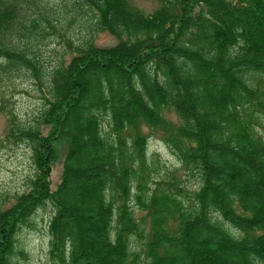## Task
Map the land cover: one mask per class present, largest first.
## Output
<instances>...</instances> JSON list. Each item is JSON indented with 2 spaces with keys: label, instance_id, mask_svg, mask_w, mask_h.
I'll return each instance as SVG.
<instances>
[{
  "label": "trees",
  "instance_id": "trees-1",
  "mask_svg": "<svg viewBox=\"0 0 264 264\" xmlns=\"http://www.w3.org/2000/svg\"><path fill=\"white\" fill-rule=\"evenodd\" d=\"M152 1L0 0V114L33 172L0 197V264H19L17 235L48 205L52 264H264V0ZM55 36L69 57L49 69L39 47ZM18 79L42 96L33 123L5 105ZM145 129L191 186L151 178Z\"/></svg>",
  "mask_w": 264,
  "mask_h": 264
},
{
  "label": "rangeland",
  "instance_id": "rangeland-1",
  "mask_svg": "<svg viewBox=\"0 0 264 264\" xmlns=\"http://www.w3.org/2000/svg\"><path fill=\"white\" fill-rule=\"evenodd\" d=\"M130 1L135 7L147 13L158 8V4L152 0ZM72 31L76 33V39L86 33H81V28L78 25L73 26ZM95 38L96 44L101 47H110L115 44V39L107 33H98ZM48 42L51 44L41 45L39 52L43 65L51 69V67L60 64L61 59H68L69 55L65 52L67 45L61 38L55 36ZM4 90L6 107L15 111L24 123H33L43 109L42 96L34 82L29 79H18L13 84L6 85ZM6 125V116L0 114V197L7 206H10L14 202V197L26 190L33 172L29 148L25 145L14 146L7 142L5 138ZM145 133L149 137L148 158L151 178L159 180L164 177L167 171L176 170L185 184L191 186L194 179L183 170L181 163L160 140L159 135L148 129H145ZM54 147L57 150L58 159L52 169L50 179L52 189H56L61 181L67 144L65 140L61 139L54 143ZM133 205H135V201ZM52 210L50 205L39 209L32 218V223L23 226L18 233L17 249L24 254L18 253L17 255L19 264H52L49 258L50 234L48 230L49 222L53 216ZM137 213L142 215L143 212ZM134 239L136 240V238ZM135 244L136 249L140 250V243L136 240Z\"/></svg>",
  "mask_w": 264,
  "mask_h": 264
}]
</instances>
